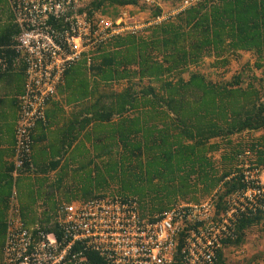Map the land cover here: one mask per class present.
I'll use <instances>...</instances> for the list:
<instances>
[{
    "label": "trees",
    "instance_id": "1",
    "mask_svg": "<svg viewBox=\"0 0 264 264\" xmlns=\"http://www.w3.org/2000/svg\"><path fill=\"white\" fill-rule=\"evenodd\" d=\"M185 1L192 4L184 7ZM168 7L179 10L166 17ZM0 8L9 13L0 28V54L8 68L20 60L26 77L23 54L17 51L21 29L9 0H0ZM85 11L88 20L100 16L114 24L125 14L149 16L139 19V28L108 37L69 66L52 99L84 105L79 132L85 130L86 162L79 171L96 179L115 172L110 174L114 189L90 192L79 202L100 196L136 198L142 217L152 218L180 203L210 198L216 216L226 214L233 197L254 187L238 168L248 152L264 169V136H244L264 132V0H89L80 12ZM52 24L64 31L60 23ZM206 61L213 71L203 70ZM233 61L240 68L228 78ZM27 166L26 174H32V158ZM71 166H64L62 178L70 176ZM7 184L12 191L16 187L12 178ZM9 195L0 206V264ZM66 203L55 201V212L38 223L49 224ZM247 204L238 209L216 264H227L226 249L241 246L249 231L263 226L264 196L254 210ZM181 249L175 264H183Z\"/></svg>",
    "mask_w": 264,
    "mask_h": 264
},
{
    "label": "built area",
    "instance_id": "2",
    "mask_svg": "<svg viewBox=\"0 0 264 264\" xmlns=\"http://www.w3.org/2000/svg\"><path fill=\"white\" fill-rule=\"evenodd\" d=\"M9 3L21 29L17 51L23 54L26 65L16 129L14 175L18 178L29 172L33 130L45 121L47 105L56 95L68 67L108 37L139 28L140 20L128 14L115 24L100 16L88 20L87 12L80 11L87 8L89 0ZM191 4L185 1L184 7ZM52 21L60 23L64 31L55 30ZM244 173L254 187L243 196L233 197L231 210L220 216H216L214 205L207 200L201 204L180 203L152 218H144L136 198L115 195L64 204L46 226L37 223L28 227L14 188L2 264H175L181 245L183 264H216L217 252L231 235L238 209L244 210L247 201L254 210L264 195L254 175L245 170ZM235 202L243 205L235 207Z\"/></svg>",
    "mask_w": 264,
    "mask_h": 264
},
{
    "label": "crops",
    "instance_id": "3",
    "mask_svg": "<svg viewBox=\"0 0 264 264\" xmlns=\"http://www.w3.org/2000/svg\"><path fill=\"white\" fill-rule=\"evenodd\" d=\"M8 16L9 13L0 8L2 27L8 22ZM6 63L7 60L0 54V206L6 203L4 196L7 193L13 195L7 184L12 178L16 181L14 188L18 193L22 219L24 222L26 218L32 219L25 224L33 227L47 212H55L52 211L55 208L54 202L63 199L65 189L74 186L73 182H78L82 173L79 167L85 163V130L79 132V121H83L85 117L84 105L69 104L59 96L48 103L45 121L39 122L32 133L33 173L16 178V129L26 77L19 68L20 60L13 68H8ZM73 137H76V141L70 147ZM70 159L72 160L69 161ZM53 163L60 165L53 170ZM69 163H72L69 169L71 174L62 178V169Z\"/></svg>",
    "mask_w": 264,
    "mask_h": 264
},
{
    "label": "rangeland",
    "instance_id": "4",
    "mask_svg": "<svg viewBox=\"0 0 264 264\" xmlns=\"http://www.w3.org/2000/svg\"><path fill=\"white\" fill-rule=\"evenodd\" d=\"M165 9L167 10L166 17L175 15L179 10V9L174 10L170 7L165 8ZM147 15L141 13L140 15H138L139 18L138 17L136 18L138 19L141 18V20L143 21V19L145 20L148 18ZM1 27H2V24L0 23V28ZM246 60L247 58L245 57L243 63H245ZM210 64H211V61H206V64L203 70L206 72H210V70L213 69L212 67H209ZM231 68H232V71L227 75L228 78L231 77L234 73H236L235 71L238 68H240V64L237 63L236 61H233ZM222 71L223 70H221V72ZM244 136L246 139L251 138V137L259 138V137L264 136V132L244 134ZM214 158L216 160H219L220 154H215ZM243 161H244L243 163L239 164L238 168L244 169L246 172H249L252 175H254V179L258 180L261 185V189H262L261 193L264 194V169L258 168L259 166L256 165V159L254 155L252 156V154H249L248 158L243 159ZM113 173L115 172L105 174L103 177L100 176L98 179H96L95 177L90 176L92 175L91 173H89L86 176L85 173L82 172L80 174L78 182H73L74 184L73 189L71 188L70 192H68V190L66 191V195L63 197L62 202L63 203L71 202L73 204L79 201L82 198V196H85L86 194L88 195L90 192L95 193V191L101 190V189L110 190L111 187L112 189H114L116 184L114 183V181L110 180V176H111L110 174H113ZM86 177H88V180H86L87 179ZM84 179L86 181H84ZM207 200H211V199L209 198ZM241 204H238L236 202L234 203V205H236L235 207L241 206ZM212 205H214L213 202H212ZM226 256H227V264H264V224L263 226L259 228L256 227V228H253L251 231H249L245 238L244 243L241 246H231L227 248Z\"/></svg>",
    "mask_w": 264,
    "mask_h": 264
}]
</instances>
